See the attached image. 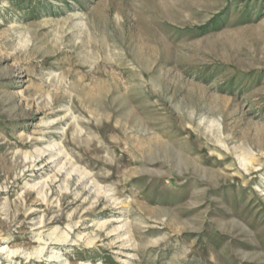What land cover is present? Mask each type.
<instances>
[{
	"label": "rangeland",
	"instance_id": "rangeland-1",
	"mask_svg": "<svg viewBox=\"0 0 264 264\" xmlns=\"http://www.w3.org/2000/svg\"><path fill=\"white\" fill-rule=\"evenodd\" d=\"M0 264H264V0H0Z\"/></svg>",
	"mask_w": 264,
	"mask_h": 264
},
{
	"label": "bare ground",
	"instance_id": "bare-ground-1",
	"mask_svg": "<svg viewBox=\"0 0 264 264\" xmlns=\"http://www.w3.org/2000/svg\"><path fill=\"white\" fill-rule=\"evenodd\" d=\"M37 153H38V155H37L36 159H40L44 155L47 154L49 160H53V159H55V157L59 160V162L62 160L60 165L58 166L57 170L55 171V174L52 176V178H50L51 182H54L56 180V177L59 176L61 173H62V177H64L63 179L65 182H68L74 175L76 180H77V183H81L83 190H85L88 186L92 187L94 192L96 193L95 194L96 198H98L99 196H101L103 198H107V200H109L111 202V205H115V203L117 202V199H113V197L109 195L110 191L109 190H103L101 187H99L97 185V182L90 177V174L88 172H86L85 170L78 169L79 167L75 168L74 163L68 157V154L60 146V143L56 142L55 140H52V142L47 145L46 149L39 150V151H37ZM55 164H56V162H55ZM46 185H47V183L44 181L43 187H45ZM34 187H31V188H34ZM41 187H42V184H41ZM66 191H67V188H66ZM89 193H90V190H89ZM38 194L41 195L42 201H45V198H44V195L42 192V188L38 191ZM75 195H76V197L79 196L78 193ZM119 209H122V207H120ZM115 219H117V217ZM112 223H113L112 220L105 221L101 224H98L97 229L102 231L108 224H112ZM119 224H121V225L113 226L112 230L109 233H117V235L114 237V239L115 240H122V242H120V247L123 249H129V248H131V245H126L128 243V241L125 240L126 239L125 236L127 234L125 232L126 222L119 223ZM65 237H66V234H65ZM97 238L98 237H93V238L87 237L85 239V243H86L85 245H92L93 241ZM126 254H129V253H126Z\"/></svg>",
	"mask_w": 264,
	"mask_h": 264
}]
</instances>
